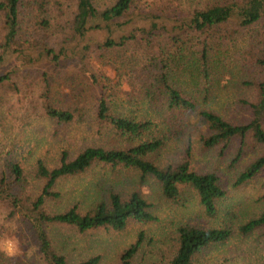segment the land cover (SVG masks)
<instances>
[{
  "label": "trees",
  "instance_id": "obj_1",
  "mask_svg": "<svg viewBox=\"0 0 264 264\" xmlns=\"http://www.w3.org/2000/svg\"><path fill=\"white\" fill-rule=\"evenodd\" d=\"M57 10L64 18L52 15ZM91 34L96 38L90 39ZM129 43L149 50L148 81L134 108L118 110L109 99L114 96L99 80L101 68L95 71L88 65L94 60L93 52L103 56ZM228 44L237 51L231 53ZM69 58L87 66L83 70L91 79L85 86L56 79L52 68L66 65ZM1 87L22 96L23 111H39L57 123L86 116V100L92 96L93 120L88 127L105 137L103 143L87 145L71 157L62 151L52 167L43 158L31 170L0 158V204L9 214L17 213L31 223L45 264H71L70 238H53L50 230L55 225L80 233L100 228L121 232L131 224L160 222L156 206L183 207L190 199L188 191L204 213L214 217L219 212L217 203L229 191L219 177L195 171L188 160L161 163L156 155L172 138L173 122L187 127L195 115L206 124L199 138L203 147L219 146L223 154L232 139L239 141L229 167L240 161L250 144L264 148V0H110L102 5L96 0H73L68 11L60 1L0 0ZM127 89L133 96L138 90L132 83ZM64 90L59 105L57 95L63 96ZM224 105L243 107L247 115L239 119L236 112L228 119L219 110ZM93 164L109 166L113 172L132 169L137 179L121 181L119 174L106 173L91 183L93 198L83 208L73 201L64 210L48 209L46 202L61 197L57 184ZM263 170L264 152L245 164L229 186L235 189ZM225 214L232 211L226 209ZM174 222L165 264H199L211 248L236 235L243 237L258 228L264 232V210L238 225ZM135 235L118 253L116 264H135L146 233L140 228ZM0 260L27 264L3 251ZM100 260L92 254L73 264H99Z\"/></svg>",
  "mask_w": 264,
  "mask_h": 264
},
{
  "label": "rangeland",
  "instance_id": "obj_2",
  "mask_svg": "<svg viewBox=\"0 0 264 264\" xmlns=\"http://www.w3.org/2000/svg\"><path fill=\"white\" fill-rule=\"evenodd\" d=\"M57 1L61 2L65 11H68L69 5L73 3V0H52V3L56 4ZM108 1L110 0H96V3L102 5ZM56 6L58 8L59 5ZM52 15H57L60 19L64 18L58 10L55 13L52 11ZM52 29L54 30V26ZM95 38V34L90 35V39ZM226 48L231 53L233 50L237 51L232 44H228ZM101 53L100 51L93 52L94 60L88 66L95 71L101 68L100 76L98 75L99 80L106 88V92L114 96L109 98L112 107H117L118 110L124 107L134 108L135 98L141 94L144 83L148 81L149 50L129 43L122 49L103 52V56ZM80 65L73 58H69L66 65H58L56 69L52 68V71L57 80H69L80 88L91 79L83 70L87 66L81 67ZM102 70L105 71L103 75ZM129 83L138 88L134 92L135 96L132 95L131 89L129 91L127 89ZM64 94L65 90L63 96L61 93L57 95L59 105H62ZM20 98H22L20 94L10 91L7 87L0 88V110L2 108L4 110V113H0V158L20 162L27 170L32 169L38 158H43L52 167L56 165L59 154L64 150H67L71 157L87 145H99L104 142L103 134L99 135L93 127H88L93 120L94 97H87L86 116L69 123H57L39 111H23L19 103ZM128 100L132 102L131 106ZM219 110L224 111L223 114L228 119L234 117L236 112L239 113V119L247 115L243 107L227 108L225 106L224 109L219 108ZM198 120L196 115L191 117L192 125L187 127L173 122L174 126L171 129L175 132L167 144L157 151L156 158L161 163L188 160L191 168L197 172H214L219 177L220 183L229 190L226 196L217 203L218 214L214 217L207 216L200 208L193 192L185 189L190 199L183 207L156 206L161 218L160 222L146 225L131 224L121 232L100 228L80 233L75 230L70 231L62 225H55L50 230L53 238L58 239L62 235L70 238L67 253L71 264L82 256L92 254L101 257L99 264H116L118 253L135 240V234L140 228L145 230L146 238L135 257V264H144L152 260L165 264L171 253L173 242L171 231L175 225V219L203 226H221L229 222L238 225L248 216L264 210V199L261 198V194L264 193V170L235 189L229 186V180L233 179L257 154L263 153L264 148L250 144L245 147L240 161L229 167V160L238 148L239 141L232 139L223 154L220 153L219 146L203 147L199 138L206 132V124ZM187 148L190 150L186 151ZM106 173L119 174L118 178L121 181L129 180L135 175L132 169H117L113 172L109 166L93 164L80 174L62 179L56 186V190L61 192V197L57 201L46 202L48 209L64 210L73 201H78L80 208H83L93 198L91 183ZM134 178L137 179L136 176ZM33 186L37 191L38 182H35ZM226 209L231 210L232 214L226 215ZM35 239L31 223L20 218L17 213L9 214L6 207L0 204V245L7 241H15L19 249L15 255L8 256L16 262L45 264L38 253ZM1 251L6 253L3 248H0ZM0 264H2L1 260ZM199 264H264L263 229H255L243 237L236 235L228 242L211 248Z\"/></svg>",
  "mask_w": 264,
  "mask_h": 264
},
{
  "label": "clouds",
  "instance_id": "obj_3",
  "mask_svg": "<svg viewBox=\"0 0 264 264\" xmlns=\"http://www.w3.org/2000/svg\"><path fill=\"white\" fill-rule=\"evenodd\" d=\"M0 248H3L8 255H15L19 251L15 241H7L5 244L0 245Z\"/></svg>",
  "mask_w": 264,
  "mask_h": 264
}]
</instances>
